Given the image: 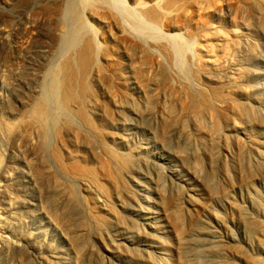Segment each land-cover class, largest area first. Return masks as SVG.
<instances>
[{
  "label": "rangeland",
  "instance_id": "1",
  "mask_svg": "<svg viewBox=\"0 0 264 264\" xmlns=\"http://www.w3.org/2000/svg\"><path fill=\"white\" fill-rule=\"evenodd\" d=\"M124 1L148 34L127 29L159 63L141 70L120 49L112 83L86 81L82 94L94 103L85 111L115 159L76 142L70 114L69 132L60 124L53 133V149L78 152L96 174L95 188H75L74 214L65 205L68 181L53 190L35 162L53 1L0 0V217L17 245L0 247V264H264V0H190L188 29L146 25ZM199 23L222 34L209 41L206 67L219 77L194 71L202 41L189 33ZM200 87L243 106L234 117L228 102L213 105L208 128L228 119L217 139L192 125Z\"/></svg>",
  "mask_w": 264,
  "mask_h": 264
},
{
  "label": "bare ground",
  "instance_id": "2",
  "mask_svg": "<svg viewBox=\"0 0 264 264\" xmlns=\"http://www.w3.org/2000/svg\"><path fill=\"white\" fill-rule=\"evenodd\" d=\"M52 1V6L46 10L54 26L53 37L51 38V60L48 64L47 75L43 78V99L34 110L39 124L40 121H43L45 124V126L40 124L43 127L42 142L39 146V151H37L35 162H39L40 164L41 169L39 172L41 180H51L52 185H54L52 186L53 190L59 178L68 181L69 186L67 194H69V196L67 198L68 203L65 205L67 212L69 207V210L74 213L77 208V201H79L77 200L79 195H77L78 197L76 198L75 191L78 184L89 183L94 186L98 182L92 183L94 179L92 175L94 173H89L90 170L92 172V169L87 171L85 170L86 167L82 166L85 158L82 157L83 155L78 154V152H68V149H63L64 158L58 150L55 148L53 149L51 140L53 133H56L60 124L65 126V131H68L66 129H68V114H70L72 116V124H76L72 131H70L72 138L76 142L83 143L87 148L93 146L95 149L97 146H102L105 149L101 141L102 139L98 138L99 136L97 137L96 132L98 130L96 129V132L93 130L94 125H91L88 119L89 114L87 116V112L85 111L86 108H92L94 103L92 99L88 100L84 97L85 95L82 94L83 90L88 88L87 86L89 84L86 85V83L92 78L95 80V83H112L113 81L111 78H114V75L117 74L114 67L116 66L115 61L121 57L120 49H123V53L126 56L129 55L132 57L141 70L147 68L151 63H153L151 66H158L159 58L151 55L150 52L147 53V43L140 41L132 31L136 29L140 34H148L145 25L142 26L138 21L134 20V15H132L130 10L125 6L126 3L124 0ZM132 1L134 9L138 12L137 15L139 19L145 22L146 25L154 24L156 27L164 28L175 22L177 26L182 23V25L187 26L188 29L189 21L187 15L189 14L188 10L191 3H193L192 1L150 0L148 3L142 2L141 0ZM192 5L194 6L195 4ZM205 6L207 7V5ZM204 23H199L196 25L195 29L189 33L190 38L195 39L198 37L202 41L199 43L196 53L194 54V71L196 70L198 74L202 73L211 78L219 77L221 76L220 73L208 72L206 67L213 65V60H211V56L209 57L208 55L209 51L212 49V44L209 41L212 39L220 40L222 34L219 29L209 28V26H206ZM126 25L133 29L128 30ZM99 34L102 37V39H100L101 42L103 40L105 43L103 47H101L102 45H100L97 40V37H100L97 36ZM164 49L165 47L161 46L160 50L163 55L166 53V49ZM219 94L212 91L208 93L201 87L198 89L197 95L199 96V101L196 100V103H198L197 108H200L199 110L196 108L198 111L191 117L192 125L198 136L209 131V137L212 136L217 139L223 133L226 127V121L228 120L227 118L221 120L218 118L214 120L209 128L204 123V118L206 116L214 117L213 105L215 103L228 102L232 108L231 111H233V116L242 117L243 106H241V102L235 99L227 100L224 98L222 101ZM189 95H192V92ZM188 98L194 97L189 96ZM192 100L194 101L195 98ZM73 122L79 123L74 124ZM79 124L80 127L77 126ZM75 144L77 145L78 143ZM103 153L105 155L107 154L110 158L114 156V154H111L107 149H105ZM113 159H115V156ZM111 161L113 160L111 159ZM94 175L96 176V174ZM110 177L112 178L113 176ZM93 182H95V179ZM1 191L0 188V192ZM79 199L81 200V198ZM80 203L78 204L80 205ZM94 218L95 217L92 219ZM95 223L97 225L98 221ZM105 223H107V221L102 219L101 224ZM4 225V221L2 217H0V247H17L16 244L11 243L10 236H8V233L5 231ZM18 246L21 249H25L21 245Z\"/></svg>",
  "mask_w": 264,
  "mask_h": 264
}]
</instances>
